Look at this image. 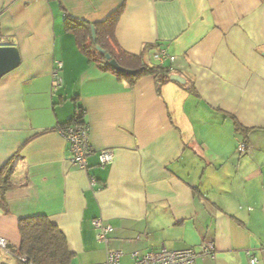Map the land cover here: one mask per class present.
I'll return each mask as SVG.
<instances>
[{"label":"crops","instance_id":"obj_1","mask_svg":"<svg viewBox=\"0 0 264 264\" xmlns=\"http://www.w3.org/2000/svg\"><path fill=\"white\" fill-rule=\"evenodd\" d=\"M120 6L119 48L148 66L165 50L174 59L164 66L184 85L156 75L129 85L78 49L65 18L97 24ZM0 46L21 59L0 79V167L13 163L0 238L11 249L19 220L45 216L64 235L70 264L102 263L91 226L100 219L113 228L119 264L205 242L213 258L196 264H250L247 253L264 264V0H0ZM79 109L87 172L69 162L59 131ZM103 150L113 160L101 168Z\"/></svg>","mask_w":264,"mask_h":264},{"label":"trees","instance_id":"obj_2","mask_svg":"<svg viewBox=\"0 0 264 264\" xmlns=\"http://www.w3.org/2000/svg\"><path fill=\"white\" fill-rule=\"evenodd\" d=\"M122 11L123 6L118 7L104 22L97 24H89L66 17L64 20L65 29L74 36L78 49L91 63H94L103 72L114 74L119 80H124L132 85L142 76L156 75L158 84L169 81L171 71L164 65L156 63L157 65L148 66L144 62L143 54L134 56L119 48L115 31ZM91 28L94 30V37H92ZM152 49V47H145L143 53ZM105 55H108L110 60L115 61L121 68L133 73L126 75L114 71L108 66ZM82 115L83 112L79 109L73 120L60 129L71 123H84ZM12 173L13 163L11 161L0 167L1 197L11 189L10 177ZM18 230L20 235L19 247L11 249L8 244L7 252L9 255L5 254V256L10 262L2 264H70L72 254L68 249L64 235L45 216H33L19 220ZM21 258H26V261L22 262Z\"/></svg>","mask_w":264,"mask_h":264},{"label":"built area","instance_id":"obj_3","mask_svg":"<svg viewBox=\"0 0 264 264\" xmlns=\"http://www.w3.org/2000/svg\"><path fill=\"white\" fill-rule=\"evenodd\" d=\"M173 57L167 55L165 50L159 49L153 54V60L158 65H164L166 62H173ZM58 68L52 73L53 91H56L61 87V79L57 74ZM63 138L68 144V150L70 153L69 162L87 172V158L91 155V149L89 145V128L85 123H71L65 128L59 130ZM247 146L244 143L238 145L237 151L240 154L247 152ZM99 166L104 168L109 165L113 160V154L110 150H103L98 154ZM90 186L96 187V180L90 177ZM91 226L96 230V239L98 242L104 245L105 259L99 264H119L121 258V252L110 250V235L113 233V228L104 224L100 219H94L91 221ZM8 242L4 238H0V248L6 255ZM215 246L211 242H205L199 251L187 248L182 250H167L161 248L158 250H151L145 254H139L134 252L131 254L132 264H196L197 258H213ZM250 264H256V258L247 253ZM22 262L26 261V258H21Z\"/></svg>","mask_w":264,"mask_h":264},{"label":"water","instance_id":"obj_4","mask_svg":"<svg viewBox=\"0 0 264 264\" xmlns=\"http://www.w3.org/2000/svg\"><path fill=\"white\" fill-rule=\"evenodd\" d=\"M92 37H94V30L91 28ZM97 51L101 52L99 49ZM105 59L107 60L108 66L113 69L114 71L131 75L133 72L129 70H125L121 68L115 61L110 60L108 55H105ZM21 59L19 55V51L16 47L13 46H0V79L7 75L8 73L12 72L20 65ZM169 81L175 82L179 85H184L185 80L178 76V75H170L168 78Z\"/></svg>","mask_w":264,"mask_h":264},{"label":"rangeland","instance_id":"obj_5","mask_svg":"<svg viewBox=\"0 0 264 264\" xmlns=\"http://www.w3.org/2000/svg\"><path fill=\"white\" fill-rule=\"evenodd\" d=\"M247 151H248V149H247ZM242 155H244V154H242ZM0 251L5 255V253L3 252V250H1V248H0Z\"/></svg>","mask_w":264,"mask_h":264}]
</instances>
